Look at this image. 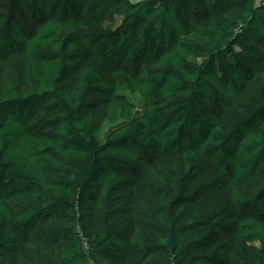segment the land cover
<instances>
[{"label":"trees","instance_id":"obj_1","mask_svg":"<svg viewBox=\"0 0 264 264\" xmlns=\"http://www.w3.org/2000/svg\"><path fill=\"white\" fill-rule=\"evenodd\" d=\"M180 2L0 0V74L26 56L0 87V258L23 248L30 264H115L134 245L141 264H264V4L215 0L218 11L195 18ZM115 11L119 23L104 27ZM104 62L118 68L113 84ZM246 90L247 110L222 118ZM202 159L226 194L180 208ZM139 165L156 201L135 210L155 235L118 226L132 195L119 171Z\"/></svg>","mask_w":264,"mask_h":264},{"label":"rangeland","instance_id":"obj_2","mask_svg":"<svg viewBox=\"0 0 264 264\" xmlns=\"http://www.w3.org/2000/svg\"><path fill=\"white\" fill-rule=\"evenodd\" d=\"M198 7L195 3V0H181L180 6L183 10L191 17L199 18L198 11H202L207 18H210L212 14L216 12V8H213V3L215 0H198ZM218 11V10H217ZM218 18V17H217ZM120 13L115 11L111 14L110 18L103 25L104 27L112 28L119 23ZM37 26V23L33 21L32 18H28L26 21V25L24 26L25 32L31 33ZM85 50L83 55L81 56L82 64H92L94 63L88 48L84 44ZM26 61V56L24 54H13L9 57L7 62V67L5 72L0 74V87L1 90L4 89L5 81L12 71L20 67L24 70ZM99 72L101 73L103 79L111 84H113L112 72L118 68L109 64L108 62L101 63L98 66ZM127 98L129 102H131L135 109H140L142 105V100L139 95L121 91ZM256 95L255 91L246 90L242 93L240 97H238L234 107L229 110H224L222 114V118L226 120H232L234 117L243 114L247 110L248 102ZM99 97H105L102 94L94 95ZM102 110L105 107H100ZM108 127V123L106 122L102 128V133L106 131ZM173 155H160V154H152L148 161L152 163H157L160 161H169L173 158ZM121 175L126 176L127 183L124 184L125 188L129 189L132 193L131 197L126 199V203L123 206V210L121 216L118 221V226H121L125 222L128 223V229L132 230L134 227L140 229L141 231H148L152 234H157L155 230L151 227L147 226L144 222L143 216L137 214L135 210L136 204L141 200L149 205H154L156 199L152 196L149 188L144 183V168L138 167V170L134 174H128L124 171H119ZM218 175V166L216 163L209 159H202L201 161V169L200 172L189 179L186 184L188 200L187 203L181 205L180 208L193 206L197 202L203 201L206 203L207 207L210 208L213 205L217 204L223 194L226 192H221L219 190L210 187L208 183L211 179L217 177ZM85 203L90 207V215L84 219V226L88 232H95L99 229V218L98 212L93 207V202L86 200ZM229 212L230 209H229ZM259 246L258 242L247 244V255L252 258L254 256L255 249ZM138 252L135 249L134 245H128L122 249H120L118 257L113 258V262L115 264H141L137 260ZM5 260L9 261V264H30L29 260L24 254V249L22 248L16 254L4 255L0 258V264H2Z\"/></svg>","mask_w":264,"mask_h":264},{"label":"built area","instance_id":"obj_3","mask_svg":"<svg viewBox=\"0 0 264 264\" xmlns=\"http://www.w3.org/2000/svg\"><path fill=\"white\" fill-rule=\"evenodd\" d=\"M257 3L264 4V0H255Z\"/></svg>","mask_w":264,"mask_h":264}]
</instances>
